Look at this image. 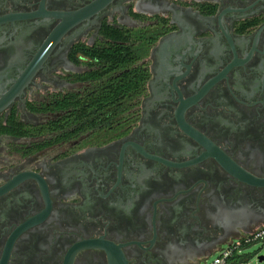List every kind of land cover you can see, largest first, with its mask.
Returning a JSON list of instances; mask_svg holds the SVG:
<instances>
[{"label": "flooded vegetation", "instance_id": "obj_1", "mask_svg": "<svg viewBox=\"0 0 264 264\" xmlns=\"http://www.w3.org/2000/svg\"><path fill=\"white\" fill-rule=\"evenodd\" d=\"M125 40L149 77L109 114ZM263 225L264 0H0V264H205Z\"/></svg>", "mask_w": 264, "mask_h": 264}, {"label": "trees", "instance_id": "obj_2", "mask_svg": "<svg viewBox=\"0 0 264 264\" xmlns=\"http://www.w3.org/2000/svg\"><path fill=\"white\" fill-rule=\"evenodd\" d=\"M109 49L108 112L111 114L120 106L125 110L132 106L130 102L145 91L149 73L144 64H138L146 54L144 43L134 44L125 40L123 45L115 43ZM77 123H82L83 128L86 126L85 121Z\"/></svg>", "mask_w": 264, "mask_h": 264}, {"label": "built area", "instance_id": "obj_3", "mask_svg": "<svg viewBox=\"0 0 264 264\" xmlns=\"http://www.w3.org/2000/svg\"><path fill=\"white\" fill-rule=\"evenodd\" d=\"M254 243H261V245H264V225L238 235L233 241L218 251L212 264H229L230 261L239 258L238 253H240L244 247ZM262 262H264V260Z\"/></svg>", "mask_w": 264, "mask_h": 264}, {"label": "rangeland", "instance_id": "obj_4", "mask_svg": "<svg viewBox=\"0 0 264 264\" xmlns=\"http://www.w3.org/2000/svg\"><path fill=\"white\" fill-rule=\"evenodd\" d=\"M264 254V245L261 243H254L249 246H246L242 249L240 253H238V257L236 260L232 261L229 264H264V262H258L257 256ZM213 258L205 263L212 264Z\"/></svg>", "mask_w": 264, "mask_h": 264}, {"label": "water", "instance_id": "obj_5", "mask_svg": "<svg viewBox=\"0 0 264 264\" xmlns=\"http://www.w3.org/2000/svg\"><path fill=\"white\" fill-rule=\"evenodd\" d=\"M258 262H262L264 260V254L257 256ZM114 264H126V261L122 258V256H118V259L112 261Z\"/></svg>", "mask_w": 264, "mask_h": 264}]
</instances>
